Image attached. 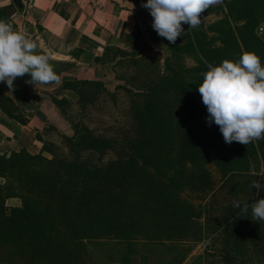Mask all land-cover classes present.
<instances>
[{
	"label": "trees",
	"instance_id": "16d2710c",
	"mask_svg": "<svg viewBox=\"0 0 264 264\" xmlns=\"http://www.w3.org/2000/svg\"><path fill=\"white\" fill-rule=\"evenodd\" d=\"M226 9L233 21L245 22L233 26L230 19L224 18L212 24L211 30L222 44L206 52L205 60L215 65L224 59H238L241 54L237 57L236 53L241 49L242 53L255 52L264 66V40L256 33L257 13L264 12V0H228ZM159 37L171 48L166 38ZM201 50L204 51L203 45ZM102 59L98 58V63L104 64ZM165 67L172 73L164 81L143 84L139 93L128 92L133 113L139 114H134L136 140L130 139L128 147L133 153L129 160L97 169L89 162L59 155L46 139L41 154L21 151L8 157L0 155V264H80L81 257L87 255V241L108 237L126 241L139 234L131 225L137 212L148 210L162 216L182 213V194L202 190L204 174L210 175L211 159L223 175L235 171L230 167L237 158L227 152L224 141L220 140L223 136L218 125L201 127L200 131L183 123V130L177 131L180 142H170L176 133L177 116L181 112L182 117L194 114L183 109L201 100V94L190 88L185 77L173 72L169 63ZM201 82L200 79L198 84ZM64 87L81 96L73 83L66 82ZM53 102L74 131L70 138L72 154L114 148L111 141L97 138L86 125L73 124L75 116L71 118L70 113L74 109L69 101L53 98ZM0 106L11 117L26 123V118L15 114L17 110L9 95L2 92ZM248 160L246 157L245 161ZM203 165L206 169L198 172ZM189 166L198 168L193 171ZM149 174L163 182L151 184ZM10 198H18L21 206H7ZM234 228V245L238 251L247 252L246 242L254 239L253 248L264 254V223L236 218ZM144 233L145 230L140 231L146 236Z\"/></svg>",
	"mask_w": 264,
	"mask_h": 264
},
{
	"label": "rangeland",
	"instance_id": "374dc122",
	"mask_svg": "<svg viewBox=\"0 0 264 264\" xmlns=\"http://www.w3.org/2000/svg\"><path fill=\"white\" fill-rule=\"evenodd\" d=\"M227 1L221 0L220 4L204 10L200 14L201 23L197 26L189 27V25L183 24L184 32L182 36L177 37L175 42H169L171 48L162 39L165 44L164 50L149 47L150 55L130 51H110L103 59L100 58L110 66L105 69L104 77L85 81L64 77L63 85L66 82H71L81 92L80 96L74 91L78 95V99L72 106L74 111L72 110L70 113L71 118L75 116L73 124L86 125L97 138L111 141L114 145L113 149L104 152L72 154L70 138L74 134L73 130L71 131L72 135L68 137L57 130H50L46 133L47 143L54 146L59 155L63 154L75 161L89 162L97 169L129 160L133 153L129 149V143L132 139L136 140L134 132L137 118L134 117V114H139L133 113L134 108L130 102L131 95L128 92L139 93L138 90L143 84L164 81L172 73L166 69V62L170 64L173 72L186 78L190 88L197 89L198 81L203 79L202 73L207 70L205 53L221 47L222 44L217 33L211 30V25L224 18L230 19L233 26L243 25L245 22V20H240L236 23L230 18L226 9ZM257 18L259 23L256 33L263 39L260 35V28H264V19H262L264 12L259 11ZM151 21L149 10L143 7L140 24L144 31H154ZM204 35H206L205 39ZM197 39H203L204 42L198 43ZM202 45L204 51L201 50ZM240 54H242L241 49L236 53V56L238 57ZM229 60L237 59L230 58ZM147 95L149 96L151 93L149 92ZM93 100L94 102H92ZM81 111L82 114H80ZM183 111L185 113L192 111L194 114L183 113L185 117H182L181 112V116H177L174 125L176 133L170 140L171 143L180 142L177 131L183 130V123L185 126H193L194 129L200 131L201 127L216 126L215 123L211 125L207 123L206 106L200 99L196 100L194 105L185 107ZM60 113L67 118L63 112L60 111ZM68 122L70 123L69 120ZM222 138L220 140L224 141ZM224 146L227 152L237 158L230 167L235 170L234 173L223 175L218 169L219 167L214 165L216 164L214 160L208 158L211 159L208 163L210 175L204 174L206 177L203 178L205 181L201 185V191L190 190L182 194V213H168L162 216L159 213L141 210L137 212L131 223L139 234L126 241L109 237L103 240L87 241V255L84 254L79 263L264 264V254L257 253L253 248L256 241L251 238L254 237L251 236L249 238L251 240L246 242L248 251L246 250L245 253L243 250L238 251L234 245L236 235L234 221L236 218L257 224L264 223V220H256L251 213V204L264 197V190L257 191L251 187L253 180L264 184V168L263 171L258 168L260 159L264 166V137L254 139L247 145L233 141L231 143L224 142ZM176 152L178 155V150ZM245 155L247 159L249 158L248 161H245ZM189 169L195 170L193 166H189ZM201 169L206 168L204 165L199 166L198 172ZM197 174L201 175L202 173ZM149 175L148 181L151 184L157 185L163 182L156 175ZM201 176L203 177V175ZM233 200L240 201L242 205L247 204L249 206L247 211L240 207H233ZM144 230L146 236L140 234V231L144 232Z\"/></svg>",
	"mask_w": 264,
	"mask_h": 264
},
{
	"label": "crops",
	"instance_id": "0c3cea01",
	"mask_svg": "<svg viewBox=\"0 0 264 264\" xmlns=\"http://www.w3.org/2000/svg\"><path fill=\"white\" fill-rule=\"evenodd\" d=\"M142 11L139 0H0V20L42 41L52 59L66 62L72 69L50 85L32 84L29 105L9 95L17 110L15 114L26 118V123L11 117L0 106V155L8 157L21 151L41 154L46 132L52 128L72 135L70 123L53 102V98L65 99L73 106L78 99L74 91L64 87V77L77 81L104 77L110 66L98 63L97 59L111 50L144 55H150L149 47L164 50L165 44L155 31L142 29ZM258 168L263 171L261 159ZM6 204L19 207L21 201L10 198Z\"/></svg>",
	"mask_w": 264,
	"mask_h": 264
},
{
	"label": "clouds",
	"instance_id": "9594fccd",
	"mask_svg": "<svg viewBox=\"0 0 264 264\" xmlns=\"http://www.w3.org/2000/svg\"><path fill=\"white\" fill-rule=\"evenodd\" d=\"M220 3L221 0H143L142 6L149 10L151 27L156 33L175 42L184 32L183 24L197 26L202 20L200 14ZM50 61L52 54L42 41L0 20V81L9 89L14 87L17 76L26 73L30 76L26 83L58 81V66ZM205 63L207 70L202 73L197 90L206 106L207 123L219 126L225 143L236 141L247 145L264 137V66L260 57L245 51L235 61ZM251 187L264 190V184L257 180L251 182ZM232 204L244 211L249 207L238 200ZM251 213L256 220H264V197L251 204Z\"/></svg>",
	"mask_w": 264,
	"mask_h": 264
},
{
	"label": "water",
	"instance_id": "95a60500",
	"mask_svg": "<svg viewBox=\"0 0 264 264\" xmlns=\"http://www.w3.org/2000/svg\"><path fill=\"white\" fill-rule=\"evenodd\" d=\"M50 63L56 64L58 66L57 71H58L59 77L64 72H72V70L68 67L66 62L57 61V60L52 59ZM29 79H30V76L27 73L24 74L23 76H17L13 80L14 87L11 89H9L8 86L4 82L0 81V92L13 96L18 102L24 105H29L30 104L29 88L32 85L30 83H26V81ZM52 83L53 82L43 83V84L50 85Z\"/></svg>",
	"mask_w": 264,
	"mask_h": 264
},
{
	"label": "built area",
	"instance_id": "2783aa9c",
	"mask_svg": "<svg viewBox=\"0 0 264 264\" xmlns=\"http://www.w3.org/2000/svg\"><path fill=\"white\" fill-rule=\"evenodd\" d=\"M260 35L261 37H263V40H264V28L263 27L260 28Z\"/></svg>",
	"mask_w": 264,
	"mask_h": 264
}]
</instances>
